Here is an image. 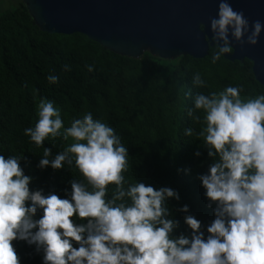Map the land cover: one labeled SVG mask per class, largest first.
I'll use <instances>...</instances> for the list:
<instances>
[{"label":"clouds","instance_id":"1","mask_svg":"<svg viewBox=\"0 0 264 264\" xmlns=\"http://www.w3.org/2000/svg\"><path fill=\"white\" fill-rule=\"evenodd\" d=\"M209 28L212 35L204 39L213 41L216 63L234 51L229 36L241 45H256L264 25L256 20L249 32L244 13L220 0ZM47 79L55 84L59 78L50 74ZM193 83L205 86L199 74ZM240 91L229 86L219 93L198 94L194 100V108L205 112L206 127L197 136L204 138L211 160L207 174L199 179L207 206L215 204L206 238L201 222L191 215L184 218L192 230L190 238L183 234L172 238L179 221L168 218L165 202L179 200V194L144 183L126 188L127 148L112 127L87 113L73 119L62 134L74 143L52 159L51 149L44 148L37 165L58 170L75 159L87 183L72 180L70 199L30 191L32 178L20 167L21 157L0 155V264H20L14 240L42 250L44 264H264V95L244 101ZM194 119L199 121L200 116ZM63 127L53 103L42 100L39 120L34 128L25 129V135L42 146L47 137L60 136ZM185 135L191 136L192 129ZM109 184L115 190L106 199ZM38 210L42 216L34 219ZM188 210L187 205L178 209ZM73 216L86 223H74Z\"/></svg>","mask_w":264,"mask_h":264},{"label":"trees","instance_id":"2","mask_svg":"<svg viewBox=\"0 0 264 264\" xmlns=\"http://www.w3.org/2000/svg\"><path fill=\"white\" fill-rule=\"evenodd\" d=\"M215 46L203 59L188 56L176 60H160L148 53L130 59L113 54L81 34L49 35L40 32L29 17L22 2L13 9L0 12V155L21 157L20 167L32 179L30 191L42 190L70 199L71 181L87 183L78 167L65 163L58 170L50 166L39 168L44 148L51 149L52 159L74 143L63 132L73 119L91 113L94 120L114 129L121 144L127 148V169L123 172L125 187L144 183L155 189L169 187L179 194V200H167L169 219L179 221L171 233L190 238L186 215L201 222L205 238L207 227L215 219L208 207L205 189L199 177L207 174L210 158L204 138L197 134L206 127L204 110L194 108L196 95L221 92L229 86L238 87L242 100L264 95L252 73V64L228 62L223 56L212 63ZM65 65L68 66L65 69ZM88 65L94 66L89 72ZM58 76L55 84L49 75ZM199 74L205 86L193 83ZM52 102L63 121L61 135L47 137L37 146L25 135L39 120L41 101ZM189 109L193 115L189 116ZM196 115L200 120L194 119ZM192 135H185L186 129ZM199 151L200 155L195 153ZM217 159V158H214ZM115 185L107 186L110 199ZM188 206V212L178 209ZM38 210L34 219H39ZM74 223L86 221L72 217ZM35 231V230H33ZM13 247L20 264H44L43 251L22 240ZM73 247L78 245L73 242Z\"/></svg>","mask_w":264,"mask_h":264},{"label":"water","instance_id":"3","mask_svg":"<svg viewBox=\"0 0 264 264\" xmlns=\"http://www.w3.org/2000/svg\"><path fill=\"white\" fill-rule=\"evenodd\" d=\"M40 32L81 34L107 51L130 59L148 53L160 60L188 56L203 59L214 47L210 18L220 0H21ZM249 21L264 25V0H227ZM231 63L248 60L255 81L264 87V30L256 45H241L229 36ZM246 39V36L244 37Z\"/></svg>","mask_w":264,"mask_h":264},{"label":"rangeland","instance_id":"4","mask_svg":"<svg viewBox=\"0 0 264 264\" xmlns=\"http://www.w3.org/2000/svg\"><path fill=\"white\" fill-rule=\"evenodd\" d=\"M21 0H0V12L19 6Z\"/></svg>","mask_w":264,"mask_h":264}]
</instances>
